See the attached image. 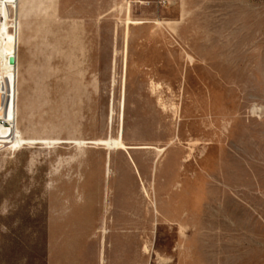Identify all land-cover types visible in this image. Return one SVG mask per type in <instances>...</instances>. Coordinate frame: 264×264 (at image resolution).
Instances as JSON below:
<instances>
[{
    "label": "rangeland",
    "instance_id": "obj_1",
    "mask_svg": "<svg viewBox=\"0 0 264 264\" xmlns=\"http://www.w3.org/2000/svg\"><path fill=\"white\" fill-rule=\"evenodd\" d=\"M0 85V264H264V0H0Z\"/></svg>",
    "mask_w": 264,
    "mask_h": 264
},
{
    "label": "crops",
    "instance_id": "obj_2",
    "mask_svg": "<svg viewBox=\"0 0 264 264\" xmlns=\"http://www.w3.org/2000/svg\"><path fill=\"white\" fill-rule=\"evenodd\" d=\"M47 242L48 264H138L137 230L93 229ZM81 238V239H80Z\"/></svg>",
    "mask_w": 264,
    "mask_h": 264
},
{
    "label": "built area",
    "instance_id": "obj_3",
    "mask_svg": "<svg viewBox=\"0 0 264 264\" xmlns=\"http://www.w3.org/2000/svg\"><path fill=\"white\" fill-rule=\"evenodd\" d=\"M4 96H5V94L3 92V86L0 85V110L2 109V107L4 105V102H5ZM1 121L2 120H0V122ZM1 123H4L5 124V122H1ZM6 125H8V124H6ZM10 140L11 139H8V138H4V139L2 138V139H0V142H1L0 143V149L1 150L5 149L4 147L9 145L8 141H10Z\"/></svg>",
    "mask_w": 264,
    "mask_h": 264
},
{
    "label": "water",
    "instance_id": "obj_4",
    "mask_svg": "<svg viewBox=\"0 0 264 264\" xmlns=\"http://www.w3.org/2000/svg\"><path fill=\"white\" fill-rule=\"evenodd\" d=\"M14 13H15V12H14V9H12V10H11V14H13V15H14ZM10 62H11V64H12V65H14V64L16 63V60H15V58H14V57H12V58L10 59Z\"/></svg>",
    "mask_w": 264,
    "mask_h": 264
},
{
    "label": "bare ground",
    "instance_id": "obj_5",
    "mask_svg": "<svg viewBox=\"0 0 264 264\" xmlns=\"http://www.w3.org/2000/svg\"><path fill=\"white\" fill-rule=\"evenodd\" d=\"M12 57H14V55H13ZM12 57H11V58H12ZM14 58H15V57H14ZM10 64H11V62H10ZM11 65H12V64H11ZM14 65H15V64H14ZM14 65H12V66H14Z\"/></svg>",
    "mask_w": 264,
    "mask_h": 264
}]
</instances>
